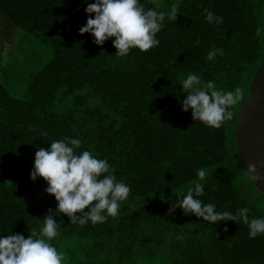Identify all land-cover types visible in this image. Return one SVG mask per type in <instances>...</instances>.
<instances>
[{
    "label": "trees",
    "instance_id": "trees-1",
    "mask_svg": "<svg viewBox=\"0 0 264 264\" xmlns=\"http://www.w3.org/2000/svg\"><path fill=\"white\" fill-rule=\"evenodd\" d=\"M94 2L0 0V21L12 31L0 41V236L28 238L58 207L31 171L39 147L69 137L81 140L78 153L107 159L131 192L104 223L81 227L54 213L60 234L51 243L64 264H264V235L250 238L242 220L211 224L180 207L168 212L202 183L198 198L217 211L247 207L250 219L264 217V202L256 205L236 177L242 169L264 196L239 159L234 124L264 58V0H140L165 12L175 4L178 17L165 18L158 46L124 57L115 54V37L101 46L80 34ZM205 9L223 22H207ZM213 49L223 55L208 60ZM190 73L201 86L241 88L231 120L209 127L182 110Z\"/></svg>",
    "mask_w": 264,
    "mask_h": 264
},
{
    "label": "clouds",
    "instance_id": "clouds-1",
    "mask_svg": "<svg viewBox=\"0 0 264 264\" xmlns=\"http://www.w3.org/2000/svg\"><path fill=\"white\" fill-rule=\"evenodd\" d=\"M85 11L90 15L86 25L80 27V34L91 33L93 42L101 46L109 38L115 37V54L120 57L127 56L133 48L147 52L158 46L160 41L156 37L163 27V21L167 17L175 22L179 13L175 4L165 12L156 8L146 9L140 0H95L88 3ZM204 11L207 22H223L222 17L208 9ZM93 13L94 18L91 16ZM217 53L223 55V50L213 49L207 59L213 60ZM181 84L187 93V97L181 101L182 110L187 112L191 109L192 119L209 127L219 128L224 121L231 120L233 113L229 109L242 98L241 88L225 92L217 90L213 82L201 86V78L194 73L188 74ZM79 148L81 140L69 137L51 141L50 148H38L31 179L35 181L37 177H42L47 182L45 191L54 195L58 207L49 209L40 231L31 230L28 238L19 233L0 236V264H64V253L51 243L60 234L54 218L56 212L67 215L71 224L81 227L89 221L92 224L104 223L108 217L118 215L120 202L130 195V186L123 180H117L115 168L107 159L97 158L88 150L78 153L76 149ZM248 168L251 173L256 172L254 164ZM197 175L203 181L206 171L197 169ZM203 194L204 185L194 184L175 207L169 208V214H174L175 208L180 207L185 214L202 217L211 224L242 220L249 229L250 238L264 235V217L250 219V209L247 207L238 209L235 214L217 211L215 204H205L198 198ZM224 231H228L227 226Z\"/></svg>",
    "mask_w": 264,
    "mask_h": 264
},
{
    "label": "water",
    "instance_id": "water-1",
    "mask_svg": "<svg viewBox=\"0 0 264 264\" xmlns=\"http://www.w3.org/2000/svg\"><path fill=\"white\" fill-rule=\"evenodd\" d=\"M255 71L247 97L235 116L239 159L258 188L264 192V58ZM254 164L256 172L248 166Z\"/></svg>",
    "mask_w": 264,
    "mask_h": 264
},
{
    "label": "rangeland",
    "instance_id": "rangeland-1",
    "mask_svg": "<svg viewBox=\"0 0 264 264\" xmlns=\"http://www.w3.org/2000/svg\"><path fill=\"white\" fill-rule=\"evenodd\" d=\"M5 23H6V22H5L3 19H1V21H0V24H1V25H0V26H2V25H6V26H7V24H5ZM2 27H3V26H2ZM1 33L6 34V35H5L6 37H5V38H4V37H1V38H0V41H2V42L5 43V41L11 39L10 35L12 34V31H11L9 28H7V27H6V28L3 27ZM3 34H2V35H3ZM2 44H3V43H2ZM9 44H10V43H8L7 46H8ZM10 46H11V44H10ZM15 50H16V49H15ZM7 54H8V53H7ZM232 139H233V137H232ZM234 146H235V145H234ZM236 177L239 179V182L242 183L243 187H244L245 189L248 190L249 195H250L252 201H253L256 205H260V203L264 202V196L261 195V194L258 192L257 188L254 187V186L248 181V179H247L246 176L244 175L242 169H240V168L238 169V171L236 172Z\"/></svg>",
    "mask_w": 264,
    "mask_h": 264
}]
</instances>
